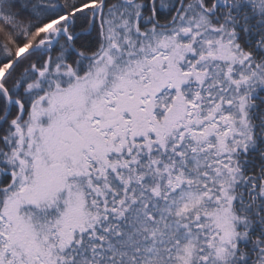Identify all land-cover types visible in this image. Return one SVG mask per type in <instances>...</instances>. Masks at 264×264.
Instances as JSON below:
<instances>
[{"label": "snow or ice", "instance_id": "snow-or-ice-1", "mask_svg": "<svg viewBox=\"0 0 264 264\" xmlns=\"http://www.w3.org/2000/svg\"><path fill=\"white\" fill-rule=\"evenodd\" d=\"M0 264H264V0H0Z\"/></svg>", "mask_w": 264, "mask_h": 264}]
</instances>
